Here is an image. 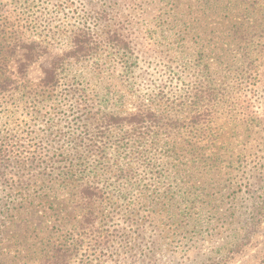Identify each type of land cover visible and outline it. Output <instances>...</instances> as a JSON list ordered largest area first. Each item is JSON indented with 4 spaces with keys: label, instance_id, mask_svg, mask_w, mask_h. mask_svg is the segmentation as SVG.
I'll return each mask as SVG.
<instances>
[{
    "label": "rangeland",
    "instance_id": "rangeland-1",
    "mask_svg": "<svg viewBox=\"0 0 264 264\" xmlns=\"http://www.w3.org/2000/svg\"><path fill=\"white\" fill-rule=\"evenodd\" d=\"M5 77L0 264H264V0H0Z\"/></svg>",
    "mask_w": 264,
    "mask_h": 264
},
{
    "label": "trees",
    "instance_id": "trees-1",
    "mask_svg": "<svg viewBox=\"0 0 264 264\" xmlns=\"http://www.w3.org/2000/svg\"><path fill=\"white\" fill-rule=\"evenodd\" d=\"M108 41L112 42L111 45H113L114 48L121 47V43H122L121 40H119V38L113 35H111L108 38L107 42ZM71 45L72 46H71V49L69 50L68 55H70L72 59H74L75 62H79L81 58L83 59L93 52V44L91 41L90 34L89 32H87V30H80L79 33H76L73 37ZM27 49L28 51H31L33 49V46L31 45ZM252 55L253 54L250 52H246V54L242 55V62H246V66L244 67L246 69L245 73L249 71L248 69H253L252 64L254 63V61H251L250 59ZM30 61H31L30 56L27 54H23L22 59L19 60L17 65H15L16 66L15 67L16 76L19 77V79H23L25 77L26 66L29 64ZM59 62L62 63L63 59L60 58L55 64H53L54 66H52L49 72H47L44 78L42 79L43 83L48 84V83H52L55 81L56 79L55 66ZM247 65L249 67H247ZM248 76H250V78L253 77L251 76L250 73L248 74ZM18 85H19V81H16L12 78L5 77L4 79L0 80V93L8 89L15 88ZM210 91H211L210 86H207L204 84L199 85L195 89L196 93H194V96H197L198 94L203 95L204 93H208ZM100 195L101 194H100L99 188H97L96 186L83 187L79 192L81 201H83L86 205H90L91 201L95 199L96 197H100ZM99 235H101L100 232L98 236ZM66 251L67 249L61 246L60 248L53 250L51 253L43 255L41 257L40 264H68L63 257Z\"/></svg>",
    "mask_w": 264,
    "mask_h": 264
}]
</instances>
